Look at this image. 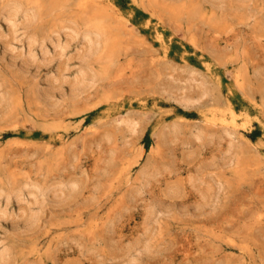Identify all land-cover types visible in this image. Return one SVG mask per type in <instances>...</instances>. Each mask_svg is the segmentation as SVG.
<instances>
[{
  "label": "rangeland",
  "instance_id": "obj_1",
  "mask_svg": "<svg viewBox=\"0 0 264 264\" xmlns=\"http://www.w3.org/2000/svg\"><path fill=\"white\" fill-rule=\"evenodd\" d=\"M12 1L0 264H264V0Z\"/></svg>",
  "mask_w": 264,
  "mask_h": 264
},
{
  "label": "bare ground",
  "instance_id": "obj_2",
  "mask_svg": "<svg viewBox=\"0 0 264 264\" xmlns=\"http://www.w3.org/2000/svg\"><path fill=\"white\" fill-rule=\"evenodd\" d=\"M12 2H15V5H14V7H12V9L10 10V9H8V10H10V11H8L7 12V16H8V18L10 19V21L11 22H13V21H15L16 22V20H17V17H18V15H19V13H20V11H21V5L20 4H18L15 0H13ZM17 3V4H16ZM9 6V5H8ZM8 8V7H7ZM7 10V9H6ZM25 16H27V17H29L30 15L32 16V15H34V11H33V9H27V11H25V14H24ZM29 19V18H28ZM33 19V18H32ZM14 24V23H13ZM16 24V23H15ZM69 28V27H68ZM71 28V27H70ZM98 28V27H97ZM72 29H73V27H72ZM99 29V28H98ZM74 30H75V28H74ZM94 31V32H93ZM93 31H89V32H87V33H85V35L83 36L84 38V40H85V43L87 44V46H88V52L86 53V57H89V56H91L93 53H95V51H97V49H98V47H99V44H100V37H101V33L97 30V29H94ZM77 32V34H79L78 33V30L76 31ZM83 34V33H82ZM31 38V37H30ZM35 39V38H34ZM32 42H34V41H31V44L29 45L30 46V54H28L29 55V61H31V62H34L35 63V60H36V58L37 57H35V55H33V52H32V49H34V47H33V45H32ZM42 42H43V40H42ZM44 42H45V40H44ZM44 44V43H43ZM34 45H35V43H34ZM10 47V46H9ZM64 48V47H63ZM65 48H67V47H65ZM8 49V48H7ZM14 51V50H13ZM34 51V50H33ZM45 55H46V53H44ZM45 55H43V56H45ZM28 60V59H27ZM29 61H25V63H24V66L28 69V67L30 66V63H29ZM83 66V68H82V70H81V74H80V80L78 81V83L70 90L72 93H76L77 91H80V90H82L84 87H86L89 83H91V82H94V79H95V75H89V67H85V65H82ZM89 82V83H88ZM53 93V92H52ZM48 96H52V94H49ZM53 96H54V94H53ZM232 114H234L233 113V111H232ZM205 118H207V119H210V118H208V117H205ZM214 119H210L209 121L207 120V119H205L207 122H215L217 119H215V117H213ZM127 120V119H126ZM130 121V119L128 120V122ZM205 121V122H206ZM223 121L224 120H222L221 122L223 123ZM227 121H229V122H227ZM216 123V122H215ZM212 124H214V123H212ZM225 125H226V127L229 129V128H231L230 130H232V129H236V127H237V122H236V120L235 119H231V120H226V122H225ZM225 127V128H226ZM21 193V192H20ZM33 193V192H32ZM31 193V194H32ZM34 194V193H33ZM35 195V194H34ZM33 195V196H34ZM21 196V195H20ZM163 213H165V212H163ZM34 219H35V215H32L31 216V218H29L28 219V221H25L24 222V226L26 227V226H29V224H31V223H33V221H34ZM19 225H21V224H15L13 227L14 228H17V227H19ZM149 248H148V245H146L145 247H143V248H141V249H139L138 250V253L136 254V255H134V256H131L124 264H133L135 261H136V257L139 255V254H141L142 252H144V251H147ZM1 258V257H0ZM1 260V259H0ZM2 260H3V258H2Z\"/></svg>",
  "mask_w": 264,
  "mask_h": 264
}]
</instances>
